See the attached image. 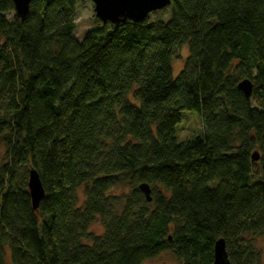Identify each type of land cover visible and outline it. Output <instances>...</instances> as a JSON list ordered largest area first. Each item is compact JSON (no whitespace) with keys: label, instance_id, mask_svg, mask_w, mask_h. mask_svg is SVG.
<instances>
[{"label":"trees","instance_id":"16d2710c","mask_svg":"<svg viewBox=\"0 0 264 264\" xmlns=\"http://www.w3.org/2000/svg\"><path fill=\"white\" fill-rule=\"evenodd\" d=\"M80 1L0 0V264H213L219 238L264 264V0H171L78 39ZM184 111L204 127L180 140Z\"/></svg>","mask_w":264,"mask_h":264},{"label":"water","instance_id":"95a60500","mask_svg":"<svg viewBox=\"0 0 264 264\" xmlns=\"http://www.w3.org/2000/svg\"><path fill=\"white\" fill-rule=\"evenodd\" d=\"M16 13L20 17L27 15L32 0H13ZM94 3V11L103 23L112 22L119 24L128 19L134 21H143L149 17L152 12L161 10L170 5L171 0H91ZM238 87L250 96L253 91V83L250 79H244L238 84ZM253 160L259 159V153L252 154ZM28 187L34 209H38L41 200L45 196L38 171L32 168L29 172ZM140 189L145 193L148 200H151V188L148 184H141ZM213 264H232L228 256L226 241L224 238L216 240L214 245Z\"/></svg>","mask_w":264,"mask_h":264},{"label":"rangeland","instance_id":"374dc122","mask_svg":"<svg viewBox=\"0 0 264 264\" xmlns=\"http://www.w3.org/2000/svg\"><path fill=\"white\" fill-rule=\"evenodd\" d=\"M158 12H152L149 15V19L153 20ZM167 14V12H166ZM95 11H94V3L91 0H83L78 4L77 9V29L75 31V35L78 39H82L87 30L95 24ZM189 54V49L187 46L182 47L178 51V56L176 57L173 69L174 76L179 73V71L183 68L185 59ZM204 124L201 116L197 111H184L182 113V121L177 127V135L180 140L188 139L192 136H195L203 130ZM92 231L96 234H102L104 228L100 221H96L92 225ZM259 247L264 249V238L261 239L258 243ZM263 263H264V255H263ZM144 264H179L174 255L166 251L162 253L159 257L150 259L144 262Z\"/></svg>","mask_w":264,"mask_h":264}]
</instances>
